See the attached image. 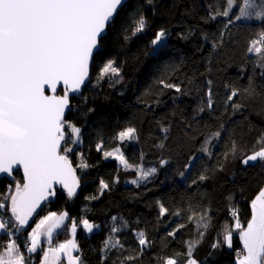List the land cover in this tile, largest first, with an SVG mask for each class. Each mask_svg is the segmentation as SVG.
<instances>
[{"label":"trees","instance_id":"trees-1","mask_svg":"<svg viewBox=\"0 0 264 264\" xmlns=\"http://www.w3.org/2000/svg\"><path fill=\"white\" fill-rule=\"evenodd\" d=\"M186 1L187 9L182 0L127 1L100 40L102 47L94 57L89 83L80 96L71 98L66 121L80 127L81 143L69 156L80 185L71 198L60 188L38 216L68 212L66 226L52 237L54 243L69 238L68 224L74 217L99 226L91 233L81 224L77 229L80 264H162L167 258L186 264L187 244L197 237L192 256L199 264H229L242 251L235 217H225V213L236 199L249 204L264 186V162L246 186L241 184L250 171V164L241 160L264 147V68L259 54L247 51L264 29V20L228 24L230 17L217 15L226 10V0ZM199 2L209 16L199 15ZM141 15L145 29L133 35ZM162 29L167 37L155 48L151 41ZM109 60L119 67V77L101 79V69ZM161 80L180 91L164 87ZM234 89L238 95L228 100ZM209 90L211 108L207 106ZM236 104L241 107L236 109ZM128 127L136 129V138L118 140L117 134ZM218 130L221 137L209 141ZM206 141L212 155L201 151ZM233 143L238 149L234 154L230 151ZM97 145H101L99 150ZM116 147L129 164H153L156 172L142 182H128L132 168L104 156ZM77 151L88 167L78 166ZM193 156L181 179L180 173L187 170L185 165ZM161 160L168 162L162 165ZM201 175L206 177L202 181ZM15 177L23 182L19 170L0 178V196L9 193ZM101 180L109 185L102 192ZM162 198L171 201L180 215H160ZM190 206L197 215L207 210L208 226L202 237L196 221L188 219L193 214ZM31 227L21 230L20 238L29 239ZM113 227L119 231L112 233ZM174 230L175 235H169ZM226 230L233 231L232 247L222 243L213 247ZM140 232L149 241L147 246L138 244ZM109 238L119 240L123 247L105 250L104 241ZM6 239L4 231L2 248ZM41 254L36 253L33 264ZM128 256L136 259L127 261Z\"/></svg>","mask_w":264,"mask_h":264},{"label":"snow or ice","instance_id":"snow-or-ice-1","mask_svg":"<svg viewBox=\"0 0 264 264\" xmlns=\"http://www.w3.org/2000/svg\"><path fill=\"white\" fill-rule=\"evenodd\" d=\"M122 4L123 0H0V173L11 176L16 166L23 168V183L17 182L10 198L5 197L0 201V209L10 213L7 220L0 219V230L10 236L13 234V228L20 232L28 226L29 219L42 208L43 202L57 195L54 185H61L69 198L76 194L80 182L67 155L73 149L65 147L64 154H61L62 142H80L81 129L64 118L65 110L70 107L69 93L79 91L85 83L94 50L100 47L99 42L107 25L114 20ZM226 5V10L217 15L230 17L228 24L241 19L264 20V0H226ZM234 8L238 10V15ZM145 26V19L141 15L132 34L142 32ZM166 36L167 31L160 30L151 41L152 45H163ZM247 51L259 54L262 61L260 67L264 68V29L259 32L258 38L251 42ZM114 64L112 60L104 64L100 72L101 79L109 74L119 76L120 69ZM61 82L65 86V92L58 96L55 92ZM160 83L164 87L180 91L176 85L165 84L163 80ZM45 86L51 89L52 95L45 94ZM211 95L209 90V108L212 107ZM237 95L238 90H232L228 100ZM234 107L239 109L241 105L236 104ZM135 134L136 129L128 127L117 134V139L133 140L136 138ZM220 137L221 131L218 130L209 137V141ZM209 141L205 142L201 151L212 155L207 147ZM97 148L99 150L101 145H97ZM237 150V145L233 143L230 151L234 154ZM225 155L227 156V153ZM104 156L115 157L125 168L133 166L118 148L104 152ZM195 158H190L185 169L191 166ZM257 161L264 162V147L246 155L241 163L249 165ZM167 162L160 161L162 165ZM81 167L86 168L88 165L85 163ZM138 172V179L145 180L156 172V168H139ZM180 175L184 176V172ZM205 178L201 175L199 180ZM132 183H137V180ZM192 183L195 184L196 181ZM11 187L10 185V191ZM108 187L107 183L100 181L101 192ZM250 207L251 218L246 227L241 225L236 211L231 210L235 217L234 227L239 230L243 243V252L238 256L237 264H264V189L251 201ZM189 210L193 214L188 219L196 221L198 235L202 237L200 228L206 229L208 226L207 210H203L199 215L191 206ZM167 212L168 209L161 204L160 215ZM67 219V211L59 214L49 211L32 228L29 233L31 244L27 252L42 251L40 264H58L61 253L68 257V264H80V257L72 255V250L77 248L74 239L55 248L49 247L46 251L40 247L41 237H45L50 244L53 232L65 227ZM112 219L115 221L117 218ZM79 224L89 233L99 227L88 219L80 220ZM77 226V220L73 218L70 228L73 236ZM118 231L117 227L111 229L112 233ZM175 231L169 235L174 236ZM138 235V244L147 246L149 241L144 233L140 232ZM198 242H188L186 264H198V261L192 258ZM220 243L232 247L233 231L226 230ZM218 246L219 243L213 245ZM116 247H123L119 240L109 238L104 241L105 250ZM140 251H143V247ZM125 259L133 261L136 257L128 256ZM0 264H26V257L16 240L9 241L4 251L0 252ZM162 264H178V260L167 258Z\"/></svg>","mask_w":264,"mask_h":264},{"label":"rangeland","instance_id":"rangeland-1","mask_svg":"<svg viewBox=\"0 0 264 264\" xmlns=\"http://www.w3.org/2000/svg\"><path fill=\"white\" fill-rule=\"evenodd\" d=\"M183 1V8L184 9H187L188 8V6H187V1L186 0H182ZM198 13H199V15L201 16V17H207V16H209L210 14H209V12H208V10H207V8L204 6V4L203 3H201V2H199V5H198ZM167 37V36H166ZM166 37L164 38V40L166 39ZM163 40V41H164ZM154 47L156 48V47H158V46H156V45H154ZM114 66H116V64H114ZM120 73V72H119ZM109 77H119V76H114V75H111V74H109L108 75ZM78 127V126H77ZM80 128V127H79ZM65 132H66V137H67V133H68V129L66 128L65 129ZM80 143H81V133H80V142L78 143V144H72L70 141L68 142V143H64V145L62 146V149H61V151H63V148H65V147H70V148H72L73 150H77L78 149V146L80 145ZM119 149V151L121 152V153H123L122 152V150L120 149V147H116V148H113V149H111L110 151H114L115 149ZM72 150V151H73ZM72 151L71 152H69L67 155L69 156H72ZM69 156V157H70ZM77 158H78V166H81L82 164H84L83 163V161H82V156H81V152L80 151H77ZM113 158H115V157H113ZM118 161V160H117ZM119 162V161H118ZM119 164H120V162H119ZM121 166H123L122 164H120ZM124 167V166H123ZM132 168V171H133V177H131L130 179H128V182H132L133 180H137V183L138 182H142V181H144V180H139L138 179V176H139V172H138V169L139 168H143L144 170H149V169H151V168H156L155 167V165H153V164H151V165H146V164H143V163H140V164H138V165H133L132 167H130V168H126V169H131ZM190 168V167H189ZM189 168L184 172V176H181V179H184L185 178V176H186V173H187V171L189 170ZM78 172V171H77ZM13 183L11 184V191L9 190V193H5V194H3V195H1L0 196V201H3L4 200V198L5 197H9L10 198V196H11V194L14 192V190H15V184L17 183V182H20L21 184L23 183L22 182V180H20V178H18V177H15L14 179H13V181H12ZM161 202H162V205L165 207V208H167L168 209V214L172 217H175V216H177V215H175V213H177V210L175 209V206L173 205V203L171 202V201H169L168 199H166V198H162L161 199ZM8 203L10 204V199H9V201H8ZM243 205V204H242ZM0 213H1V215H0V217H5V216H7L8 218H9V216H10V213H8V212H6V210L5 209H0ZM47 214V213H46ZM46 214H44V215H40V216H38L36 219H35V221L33 222V224L31 225L32 227H31V229H30V232H31V230H32V228H34L35 227V224L39 221V219L40 218H42L43 216H45ZM73 219V218H72ZM74 219H76L77 220V224H78V226H77V229L81 226L80 224H79V221L80 220H82V219H80L79 220V218H77V217H74ZM68 220V219H67ZM66 220V221H67ZM65 221V222H66ZM90 223H92L91 221H89ZM71 222L68 224L69 225V228H71ZM92 224H94V223H92ZM95 225H97V224H95ZM207 225H208V219H207ZM9 227H11V225L9 226ZM58 230V229H57ZM66 230H68V229H66ZM65 230V231H66ZM86 230V229H85ZM200 230L203 232L205 229L204 228H200ZM3 230H1V232H2ZM12 231L14 232V233H16V231H15V229L13 228L12 229ZM87 231V230H86ZM21 232V231H20ZM20 232H18L17 233V236H19V238L21 237V234H20ZM68 232V231H67ZM67 232H65V233H67ZM70 232H71V230H70ZM54 233V232H53ZM238 233H239V230H238ZM71 235L73 236V234H72V232L70 233V235H69V237H71ZM8 238H10L9 236H7ZM74 239H75V241H77L76 240V233H75V235H74ZM42 238L43 237H41V245H40V247L43 249V247L45 246V244H47L48 242H46V241H42ZM11 239V238H10ZM22 239H24V240H29V242H30V244H31V241H30V238L29 239H27V238H22ZM65 240H67V238L66 239H64V240H62V241H65ZM199 240V237H197L196 239H193V240H191V241H198ZM218 241V240H217ZM61 242V241H60ZM219 242V241H218ZM51 243H54V242H51ZM59 243V242H58ZM216 244V243H215ZM218 244V243H217ZM219 244H220V242H219ZM1 247V249H0V252L2 251V246H0ZM28 247H30V245H28L27 246V248ZM27 248H24V249H22L23 250V252L25 253V255H26V257L27 258H29L30 256H31V259L30 260H28V262L26 263V264H33L34 262V259H35V255H36V253H29V252H27ZM45 248V247H44ZM77 248H78V251H79V253H80V248H79V245H77ZM44 250V249H43ZM38 252H40V251H38ZM242 252H239V255L241 254ZM192 258H194V259H196L194 256H192ZM197 261H198V264H199V260L198 259H196ZM40 261V260H39ZM38 261V262H39ZM38 262H37V264H38ZM235 264H237V261H235Z\"/></svg>","mask_w":264,"mask_h":264},{"label":"crops","instance_id":"crops-1","mask_svg":"<svg viewBox=\"0 0 264 264\" xmlns=\"http://www.w3.org/2000/svg\"><path fill=\"white\" fill-rule=\"evenodd\" d=\"M263 162H259V161H257V162H252V163H250V171H249V173H248V176H247V179H245L241 184H242V186L244 187V186H246V184L257 174V172L259 171V169H260V167H261V164H262ZM262 189H264V186L261 188V190ZM260 190V191H261ZM259 191V192H260ZM259 192L256 194V196L259 194ZM255 196V197H256ZM254 197V198H255ZM253 198V199H254ZM233 203H236L237 204V207H238V210H239V220H240V223H241V225L243 226V227H246L247 226V222H248V220L251 218V207H250V205H251V202L249 203V204H243V203H241V202H239V200L238 199H236ZM243 204V205H242ZM57 231V230H56ZM55 231V232H56ZM4 231H2L1 232V230H0V236H1V234L3 233ZM54 232V233H55ZM54 233H53V235H54ZM53 237V236H52ZM30 238V237H29ZM75 237L74 236H72L71 235V237H69V238H67V240H65V241H68V240H73ZM239 239H240V235H239ZM12 239H10V238H8V240L6 239L5 240V245L9 242V241H11ZM46 241V242H48L47 241V239L45 238V237H43L42 238V241ZM75 240V239H74ZM65 241H61V242H59V243H50L49 244V242L47 243V244H45V248L43 247V249H44V251H46L49 247H53V248H55V247H58L59 246V244H61V243H64ZM240 241H241V239H240ZM75 243H76V245H78V243H77V241H75ZM241 247H242V251L241 252H243V243H242V241H241ZM4 248L5 247H3V249H2V251L1 252H3L4 251ZM42 255H43V252H42V254H41V257H40V260H41V258H42ZM72 255L73 256H79L80 257V253H78V248H76V249H73L72 250ZM238 256H239V254L237 255V257L235 258V260L233 261V262H231V263H229V264H235V261H237V258H238ZM38 264H40V261L38 262ZM58 264H68V257L65 255V254H63V253H61L60 254V257H59V261H58Z\"/></svg>","mask_w":264,"mask_h":264},{"label":"water","instance_id":"water-1","mask_svg":"<svg viewBox=\"0 0 264 264\" xmlns=\"http://www.w3.org/2000/svg\"><path fill=\"white\" fill-rule=\"evenodd\" d=\"M127 1H129V0H123V4H122V6H123ZM122 6H121V7H122ZM121 7H120V8H121ZM120 8H119V9H120ZM118 11H119V10H118ZM116 15H117V14H116ZM116 15H115V17H116ZM112 21H113V20H112ZM109 24H110V23H109ZM109 24H108V25H109ZM108 25H107V27H106V31H105V33L103 34V36H104V35L107 33V31H108ZM99 43H100V47H99L98 49H95V50H94L93 57H92L91 60L89 61L88 77L86 78L85 83L81 86V88L79 89V91H77V92H73V93H69L70 107H69L68 109L65 110V117H64L65 120H66V116H67L68 112L70 111V109H71V107H72V101H71V98H72L73 96H80V95L82 94V92L84 91L86 85H87V84L89 83V81H90V78H91V69H92V63H93L94 57H95L96 53H97V52L101 49V47H102L101 41H100ZM60 89H63V92H60ZM64 92H65V86H64L63 83L61 82V83H59V84L57 85V89H56L55 95H58V96H59V95H63ZM45 94H46V95H52V94H53L52 91H51V89H50L48 86H45ZM63 145H64V142H62V146H63ZM62 146H61V149H62ZM61 154H64V153H62V151H61ZM68 157H69V156H68ZM69 160L71 161L72 167L75 169V175H76V177L79 179V182H80L79 174H78V172H77V170H76V168H75V166H74V164H73V162H72V160H71L70 157H69ZM17 170H19V171L21 172V174H22V178H23V168H22V166H16V167L13 169L12 175H13V173H14L15 171H17ZM12 175H11V176H12ZM4 176H9V175H7V174H3V173H0V178H1V177H4ZM11 176H9V177H11ZM79 185H80V183H79ZM54 187H55V189H56L57 192H58V190H59L60 188L63 189V187H62L61 185H59V184L54 185ZM78 187H79V186H78ZM78 187H77L76 191L78 190ZM55 198H56V196H55V197H49V199H48L46 202H43L42 208H41V209H38V210H37V213L34 214V216L31 217V218L29 219V225L26 226L24 229H29V228L31 227V225L33 224V222L35 221V219L38 217V215H39V213L41 212V210L43 209V207L46 206V205H48L49 203L53 202V201L55 200Z\"/></svg>","mask_w":264,"mask_h":264},{"label":"built area","instance_id":"built-area-1","mask_svg":"<svg viewBox=\"0 0 264 264\" xmlns=\"http://www.w3.org/2000/svg\"><path fill=\"white\" fill-rule=\"evenodd\" d=\"M232 209H234V210L236 211L237 214L239 213V212H238L237 204L234 203V204H233V205H232V206L226 211V213H225V217H233V215H232V211H231ZM0 215H1V213H0ZM0 219L7 220L8 217H7V216H5V217H0ZM5 233H6V235L9 236L12 240H16V241H17V244L20 246V249H21L22 253L25 255V253L23 252L22 249L27 248V246L30 245L29 240H24V239H22V238H19V236H17V233H18V232H16V233L13 232V234H12L11 236L8 235L7 232H5ZM25 257H26V255H25ZM30 259H31V256H30L29 258L26 257V263H27L28 260H30Z\"/></svg>","mask_w":264,"mask_h":264}]
</instances>
